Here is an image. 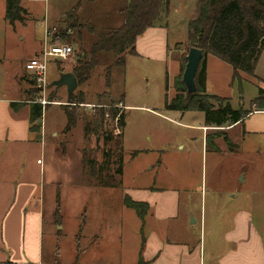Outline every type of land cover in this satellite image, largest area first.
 Returning a JSON list of instances; mask_svg holds the SVG:
<instances>
[{"label": "crops", "instance_id": "1", "mask_svg": "<svg viewBox=\"0 0 264 264\" xmlns=\"http://www.w3.org/2000/svg\"><path fill=\"white\" fill-rule=\"evenodd\" d=\"M177 1L171 0L169 12L178 5ZM197 10L192 15L193 19ZM167 40V31L153 25L137 37L134 55L149 62L167 63L170 53ZM183 52L178 50V53ZM37 56L22 64L18 59L11 68H6L0 60V78L3 73L9 76L7 80H0V264H264V214L259 210L264 206V193L256 195L258 191L254 192L257 199L253 205L245 204L234 194L231 204L228 207L223 204L217 214L215 203L218 198L213 195L216 189L212 188L209 191L212 194L209 198L211 213L207 214L206 189L199 190L198 198L194 199L184 181L182 185L185 186L181 189L155 188L126 181L121 174L122 208L110 209L101 198L105 194L98 192L101 195H96V200L100 196L96 201L97 208L107 207L96 208L92 212L93 219H89V212L83 210L78 215L81 221L67 232L62 221V201L68 195L69 187L79 188L78 182H71L66 176L63 167L66 157L56 151L58 131L50 130L47 135L43 115L46 105L42 106L40 124L34 126L29 117L30 107L37 103L24 100V95L29 96L30 90L34 89L25 63ZM174 61L175 82L180 74V64L178 60ZM232 76L229 64L207 55L204 81L207 94L230 103V98L219 91L222 85H228L229 80L240 87L244 83L255 87L257 95L251 106L244 108L240 103L238 107L250 110L241 123L208 126L201 112L203 118L200 123L184 124L181 121L191 111H168L176 115L173 121L178 125L190 131H201L202 142L208 131H224L214 134L220 136L217 141L222 140L220 145L217 144L219 150L224 147L233 149L238 137L264 135V110H256L254 105L258 98H264L259 93L262 90L264 94V49L256 63L254 77L239 72L238 82ZM50 102L53 103L49 106L65 104ZM121 103L125 115L131 109L151 111L148 106L133 103L128 95L123 96ZM124 129L125 126L122 135ZM236 129L239 132H235ZM174 182L178 185L177 180ZM126 196L131 201L147 205L142 216L124 205ZM104 201H108L106 197ZM208 219L216 221L211 223L210 220L208 224Z\"/></svg>", "mask_w": 264, "mask_h": 264}, {"label": "rangeland", "instance_id": "2", "mask_svg": "<svg viewBox=\"0 0 264 264\" xmlns=\"http://www.w3.org/2000/svg\"><path fill=\"white\" fill-rule=\"evenodd\" d=\"M128 1L21 0V5L26 10L24 23L16 22L12 26L3 20L5 0H0V60L4 62L3 65H6V68H11L18 59L22 64L39 55L46 42L47 44L64 43L58 39L51 40V36L58 28L66 27V14L69 13L71 16L69 22L75 23L77 30L71 36L73 41L66 44L72 46L74 53L65 60L54 58L49 60L47 80L48 85L52 84L59 78L60 71L71 70L79 52L77 44L80 43V39L87 50L98 34L115 29L123 23L124 10ZM177 2L178 5L173 10L170 12L167 10L169 15L162 9L154 24L167 31V44L170 48L167 63L149 62L127 54L125 71L121 73L120 70L114 69L110 73L111 87L106 88L105 68L112 58L109 54H100L99 66L88 82L77 86L75 92L81 90L85 93V104L96 105L100 100L107 105V108L111 106L109 104L113 106L118 104L122 96L128 95L133 103L143 107L148 106L153 111H147L145 108L127 111L124 119V134L115 138L119 140L123 149L121 177L124 180L155 188L177 187L180 189L185 186L182 185L184 181L187 184L186 189L194 199L198 198L199 190L206 189L207 214L211 213L209 198L212 194L209 191L212 188L216 189L213 195H217L218 198L215 203L217 214L223 204H226V207L231 204L230 199L234 194L240 201L243 199L245 204L253 205L256 203V195L264 193V135L251 134L246 135L245 138L238 137L233 149L224 147L217 150L215 147L218 148L217 144L220 145L222 140L217 141L214 134H221L224 131H208V141H206L205 133L202 142L201 131H190L178 125L173 121L176 115L169 114L164 109L165 98L171 99L175 94L174 60H178L180 68L183 66V57L189 50L187 26L189 19H193L192 15L198 6L197 0H178ZM46 31L47 34H45ZM178 50L184 52L178 53ZM55 60H58L57 63ZM8 77L7 73H3L0 80H7ZM219 91L224 97L230 98L231 106L237 109L240 103H243L244 108H249L257 95L253 85L244 83L240 87L230 80L228 85H222ZM48 96H53L55 102H66V87L61 86L57 89L54 86L48 87L47 99ZM38 97V91L31 89L29 96L24 95V100L33 102ZM45 108L43 115L47 135L50 134V130L58 131L55 138L56 151L58 154H61L59 151L64 152L61 155L66 157L63 165L66 176L71 182L73 180L78 182L79 186L77 190L69 187L68 195L62 201V221L65 223L66 231H70L67 229L81 221L79 216L83 210L89 212V219H93L92 212L96 210V201L100 198L98 196L96 200L97 194H105L101 195V198L110 209H121V188L98 187L95 184V178L89 173H84L82 168L83 149L92 150L94 160L100 163L103 160V150L112 148L111 145L104 144L100 132L98 135H89L85 139L82 119L77 121L75 127L62 133L67 123L62 107L46 105ZM251 109L255 108L251 107ZM76 110L77 114L85 113L86 115H89L91 111L90 108L83 106ZM202 118L201 112L191 111L181 122L197 125ZM235 132L239 130L236 129ZM97 139L98 142H96ZM95 146H97L96 150ZM112 160L113 158H110L109 161ZM111 168H115V165L110 166V170L104 169L102 176L105 178L108 174L113 176ZM113 177L116 180L120 179V176ZM175 180L178 181V185L175 184ZM98 188L101 189L98 190ZM104 188L111 190L105 191ZM254 192H257L256 195ZM111 194H115L116 197L114 198ZM105 197L108 201H104ZM105 208L101 206L97 209ZM183 209L181 205V210ZM259 210L264 214V206L259 207ZM210 220L211 223L216 221L208 219V224ZM188 222L191 223V218Z\"/></svg>", "mask_w": 264, "mask_h": 264}, {"label": "trees", "instance_id": "3", "mask_svg": "<svg viewBox=\"0 0 264 264\" xmlns=\"http://www.w3.org/2000/svg\"><path fill=\"white\" fill-rule=\"evenodd\" d=\"M170 1L129 0L124 10V21L119 27L98 34L87 50L80 39V43L77 44L79 52L71 67L77 86L88 82L92 73L99 66L100 54H109L112 61L106 66L104 76L107 79L105 87L110 88V73L114 69L120 70L121 73L125 71V57L127 54H135L137 37L155 24L162 9L164 13L167 12ZM24 14H26V10L22 7L21 0H5L4 19L9 25L13 26L16 22L24 23ZM70 17L69 13L66 14V27H60L56 32H53L51 40L71 42V36L77 30V25L69 22ZM187 43L188 49L195 47L203 53L195 75L196 93L185 95L186 89L181 81L186 63L185 55L180 74L174 82L175 95L171 99L165 98L164 109L179 112H202L204 122L208 126L221 127L241 123L250 110L234 109L226 99L206 93L204 86L206 57L211 54L229 64L233 70L232 79L234 81L239 82V72L254 77L256 63L264 49V0H200L196 17L188 22ZM259 93L264 95L262 90H259ZM122 99L123 96L118 102L121 103ZM261 99L258 98L254 101L256 110H264V98ZM48 100L54 101L53 96H48ZM85 100V93L79 90L74 91L70 100H66L65 104H60L67 119L64 132L75 127L77 121L81 119L85 139L89 135H98L100 132L104 144L111 145L113 149L103 150V160L100 163L94 160L92 150L83 149V172L92 175L98 187H120V179L116 180L113 176L122 174L123 149L119 140L115 139L116 137L108 130L105 123V115L109 113L114 117L118 110L112 108V104H109L111 106L108 108L103 107L106 104L99 100L97 104L101 107L89 111V115L77 114L78 106L76 104H84ZM11 105L14 106L15 103ZM42 112L43 108L39 104H32L30 107L29 117L34 126L41 119ZM124 119L123 111L121 113L122 127H124ZM217 137L220 136L214 135V138ZM206 141H208V134ZM215 148L219 150L217 147ZM57 150L59 151V147ZM110 158H113L111 162ZM114 165L115 168H111L113 176L108 174L106 178L103 177V170H110V166L114 167ZM123 202L126 207L134 209L140 216L148 208L146 204L131 201L127 196L124 197Z\"/></svg>", "mask_w": 264, "mask_h": 264}, {"label": "built area", "instance_id": "4", "mask_svg": "<svg viewBox=\"0 0 264 264\" xmlns=\"http://www.w3.org/2000/svg\"><path fill=\"white\" fill-rule=\"evenodd\" d=\"M74 53L71 45L66 43L47 44L45 43L39 56L33 58L25 63V69L30 73L31 80L34 89L38 91L39 97L33 101V103L45 106L52 104L46 98V91L48 90L47 82V70L48 63L51 58L58 60H65ZM75 105V104H73ZM79 107L83 106L90 108L91 110L101 107V105L95 104H77ZM103 107H107L103 105ZM112 108L117 109L118 113L112 117L109 113L105 115V123L107 128L111 131L114 137L121 136L123 133V127L121 125V113L124 111L122 103L115 104Z\"/></svg>", "mask_w": 264, "mask_h": 264}, {"label": "water", "instance_id": "5", "mask_svg": "<svg viewBox=\"0 0 264 264\" xmlns=\"http://www.w3.org/2000/svg\"><path fill=\"white\" fill-rule=\"evenodd\" d=\"M203 53L200 49L191 47L186 55V63L182 73V83L186 89L185 95L189 96L196 93L195 75L197 73L199 64L201 62ZM56 89L65 86L67 90V100H70L72 93L77 88V81L72 72L61 73L59 79L55 80L52 84ZM41 119L37 121L40 124ZM98 142V139L96 140Z\"/></svg>", "mask_w": 264, "mask_h": 264}]
</instances>
